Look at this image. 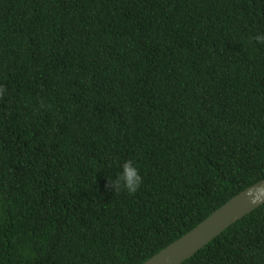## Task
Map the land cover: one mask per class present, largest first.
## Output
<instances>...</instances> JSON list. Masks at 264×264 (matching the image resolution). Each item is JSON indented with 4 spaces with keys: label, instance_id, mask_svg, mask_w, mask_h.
Returning a JSON list of instances; mask_svg holds the SVG:
<instances>
[{
    "label": "trees",
    "instance_id": "trees-1",
    "mask_svg": "<svg viewBox=\"0 0 264 264\" xmlns=\"http://www.w3.org/2000/svg\"><path fill=\"white\" fill-rule=\"evenodd\" d=\"M257 32L264 0H0V264H141L264 178ZM181 264H264V204Z\"/></svg>",
    "mask_w": 264,
    "mask_h": 264
},
{
    "label": "water",
    "instance_id": "water-1",
    "mask_svg": "<svg viewBox=\"0 0 264 264\" xmlns=\"http://www.w3.org/2000/svg\"><path fill=\"white\" fill-rule=\"evenodd\" d=\"M262 204L264 178L240 191L190 231L141 264H181Z\"/></svg>",
    "mask_w": 264,
    "mask_h": 264
},
{
    "label": "clouds",
    "instance_id": "clouds-1",
    "mask_svg": "<svg viewBox=\"0 0 264 264\" xmlns=\"http://www.w3.org/2000/svg\"><path fill=\"white\" fill-rule=\"evenodd\" d=\"M252 40L255 44L264 45V32H257ZM8 90L5 86L0 85V99H2ZM121 170L115 179H108L107 187L114 192L125 191L129 195L135 194L143 184V177L136 163L129 159L125 160L120 166Z\"/></svg>",
    "mask_w": 264,
    "mask_h": 264
}]
</instances>
